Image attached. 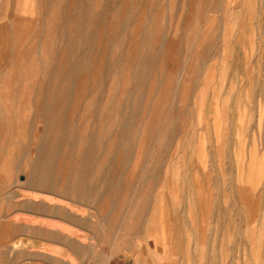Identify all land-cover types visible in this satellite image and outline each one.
<instances>
[{"label": "rangeland", "instance_id": "rangeland-1", "mask_svg": "<svg viewBox=\"0 0 264 264\" xmlns=\"http://www.w3.org/2000/svg\"><path fill=\"white\" fill-rule=\"evenodd\" d=\"M133 261L264 264V0H0V264Z\"/></svg>", "mask_w": 264, "mask_h": 264}, {"label": "crops", "instance_id": "crops-1", "mask_svg": "<svg viewBox=\"0 0 264 264\" xmlns=\"http://www.w3.org/2000/svg\"><path fill=\"white\" fill-rule=\"evenodd\" d=\"M122 264H140V263H138V262H124V263H122ZM146 264H154V263H149V261H147V263Z\"/></svg>", "mask_w": 264, "mask_h": 264}, {"label": "bare ground", "instance_id": "bare-ground-1", "mask_svg": "<svg viewBox=\"0 0 264 264\" xmlns=\"http://www.w3.org/2000/svg\"><path fill=\"white\" fill-rule=\"evenodd\" d=\"M48 225V224H47ZM49 249V248H48ZM48 252V251H47ZM67 262V261H66Z\"/></svg>", "mask_w": 264, "mask_h": 264}]
</instances>
